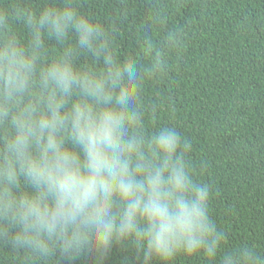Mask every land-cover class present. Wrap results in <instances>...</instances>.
Returning a JSON list of instances; mask_svg holds the SVG:
<instances>
[{"label": "clouds", "instance_id": "9594fccd", "mask_svg": "<svg viewBox=\"0 0 264 264\" xmlns=\"http://www.w3.org/2000/svg\"><path fill=\"white\" fill-rule=\"evenodd\" d=\"M140 79L71 0L0 3V240L49 264H105L117 247L136 264H264L252 248L222 251L189 144L174 126L143 127Z\"/></svg>", "mask_w": 264, "mask_h": 264}, {"label": "trees", "instance_id": "16d2710c", "mask_svg": "<svg viewBox=\"0 0 264 264\" xmlns=\"http://www.w3.org/2000/svg\"><path fill=\"white\" fill-rule=\"evenodd\" d=\"M18 2L38 11L56 0ZM71 2L104 27L114 59L137 63L145 131L174 126L189 144L185 161L209 186L222 251L248 247L264 255V0ZM57 48L49 42L45 56L54 58ZM0 264L49 261L0 240ZM105 264H136L134 250L114 248ZM176 264L210 262L194 256Z\"/></svg>", "mask_w": 264, "mask_h": 264}]
</instances>
